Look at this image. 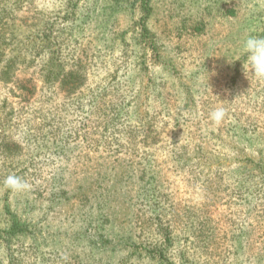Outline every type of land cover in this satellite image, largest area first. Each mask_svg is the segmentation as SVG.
<instances>
[{
  "label": "rangeland",
  "instance_id": "374dc122",
  "mask_svg": "<svg viewBox=\"0 0 264 264\" xmlns=\"http://www.w3.org/2000/svg\"><path fill=\"white\" fill-rule=\"evenodd\" d=\"M55 2L26 0L22 9L15 10L16 23L28 29L34 14L38 21H51ZM153 5L148 25L156 35L158 50L147 49L144 66L119 71L115 80L107 78L118 71V64L108 58L95 60L87 83L103 88L111 81L115 93L127 103L136 100V108H130L139 120L125 128L135 130L134 140H124L127 145L115 150L111 142L115 136L105 135L103 118L86 104L80 109L77 105L65 108L63 93H55L52 103L57 120L46 131L58 141L51 142L54 151L70 154L67 160L64 156L51 160V150L35 151L38 179L28 180L32 179L28 176L29 187L12 191L7 204L25 220L50 225L54 232L56 226L68 229L73 236L84 228L75 211L82 203L47 202L53 176L63 170L66 181L73 184L87 175L93 178L100 170L119 173L118 178L131 170L132 183L126 188L117 185L108 202H97L93 191L89 192L92 201L83 202L86 207H103L102 227L93 225L103 237L91 228L65 254L61 250L52 255L54 260L68 259L71 264H264V173L257 167L260 160L264 162V79L253 75L243 52L249 35L264 36V0H153ZM231 10L237 16L226 15ZM188 14L191 23H180ZM237 63H241L240 74L233 79ZM39 74L36 68L18 72L21 86H28L26 102L16 98L15 93H22L16 80L0 84V100L8 99L17 112L8 134L29 120L39 124L33 118L51 106ZM128 78L133 90L126 87ZM28 80H33L31 85L25 83ZM217 107L227 113L220 124L210 119ZM144 148L154 154L151 161L142 158ZM182 158L191 161L185 165ZM142 171L145 181L154 180L156 189L141 188ZM106 184L111 183L101 185L104 195L112 186ZM158 226L168 228L171 245ZM96 240L100 241L93 247ZM164 247H170L166 260L158 255ZM52 250L44 247L38 264L42 258L46 264L47 252L51 255Z\"/></svg>",
  "mask_w": 264,
  "mask_h": 264
},
{
  "label": "trees",
  "instance_id": "16d2710c",
  "mask_svg": "<svg viewBox=\"0 0 264 264\" xmlns=\"http://www.w3.org/2000/svg\"><path fill=\"white\" fill-rule=\"evenodd\" d=\"M13 1L15 0H0V84H13L16 80L14 84L18 85V91H22L15 93L16 98L26 102L29 100V94L25 92L28 86H21L22 80L17 79L18 72L22 69L36 68L38 73L40 72L42 88L46 92L44 95L49 96L47 101L51 106L47 110L41 109L40 115L33 118L39 119V124L37 122L33 125L32 120H29L28 123L19 126L20 130L8 134L7 130L11 128L17 112L8 99L0 100V202H5L0 206V252L2 253L0 264H38V258L44 256V247L53 249L51 255L47 252L46 264H71V260L68 259L54 260L52 255L57 256L61 250L65 254V251L70 249L69 245L84 240L91 228L95 230L96 236L103 237L99 230V227H102L100 221L103 207H86L83 203L92 201L89 192H95L94 198L97 202H108L111 198L109 194L114 193L113 190L117 189V185L126 188L132 183L129 178L131 170L122 173L119 178V173L109 174L113 171L100 170L93 178L87 175L73 184L66 181L63 170L53 176L52 190L48 192L47 202L61 205H70L72 201L82 203L80 206L77 205L78 211L77 209L75 211L84 228L73 236H69L68 229L62 230L56 226L57 231L54 232L50 230V225L45 227L41 222L34 223L31 218L23 219L17 211L11 209L12 206L7 204L10 202L13 190L4 185V180L10 174L24 181L28 176L32 178L28 180L38 179V161L34 158L44 149L51 150L49 156L51 160L62 156L67 160L70 151H54L53 144L58 141L56 137L55 139L49 137L46 131L47 127L55 126L57 120V111L52 102L53 96L59 91L63 93L65 108L68 105L72 108L77 105V109H80L86 104L92 113L104 119L105 135L115 136L111 141L115 150L127 145L124 140L131 142L134 140L135 130L125 128H130L132 125L130 122L133 120H139L136 111L131 109L136 108V100L127 103L123 96L115 93L113 84L110 85L111 81L110 86L103 88L100 86L92 88L87 86V83L90 80L91 64L95 60L108 58L118 64L116 67L118 71L109 74L107 81L115 80L119 71L128 72L134 65L136 68L145 65L146 50H158L153 37L155 33L148 25L155 7L153 0H56L54 17L51 21L45 23L43 20L38 21V14H34V22L29 26L26 25L28 29H24L22 24H17L15 21V10L22 9L26 0H16L14 3ZM217 5V10L221 12L220 3ZM226 15L237 16V13L231 10ZM189 16L188 14L180 23H191L192 18ZM124 19L127 20L125 25H123ZM197 19L201 18H194ZM240 67L241 63H237L233 79L239 77ZM129 80L128 78L126 87L133 90L134 86ZM32 81L28 80L25 83L31 85ZM185 95L187 97V94ZM122 120L126 122L122 124ZM30 147L34 150L31 151ZM35 151L37 155L34 154ZM140 154L144 161H151L154 157L151 150L145 148ZM190 159L182 158L181 163L188 165ZM261 161L258 162L257 167L259 168L260 165L259 169L264 173V162ZM46 164L47 162L44 163ZM145 175L146 173L142 171L139 176L140 181H143L141 188L156 189L153 185L154 180L149 178L145 181ZM106 181L111 183L106 186H112L111 189H106L104 195L102 192L104 188H101V185H105ZM159 204L157 203L156 207L158 209ZM93 214H96L95 218ZM94 224L99 227L93 226ZM158 227L167 235V242L171 245L173 242L171 237H168L170 234L167 232L168 228ZM66 238H69L67 243L64 242ZM129 239L131 238L127 240ZM99 241L93 242V247H96ZM169 248H159L160 259L166 260ZM148 253L151 254V251ZM39 263H45V259L42 258V262ZM185 264L194 263L189 261Z\"/></svg>",
  "mask_w": 264,
  "mask_h": 264
},
{
  "label": "clouds",
  "instance_id": "9594fccd",
  "mask_svg": "<svg viewBox=\"0 0 264 264\" xmlns=\"http://www.w3.org/2000/svg\"><path fill=\"white\" fill-rule=\"evenodd\" d=\"M243 52L247 54L246 64L250 67L253 75L264 79V36L249 35L243 42ZM226 114L223 107H217L210 113V119L216 124H220L225 119ZM4 185L18 192L29 187L26 181L14 174L5 178Z\"/></svg>",
  "mask_w": 264,
  "mask_h": 264
}]
</instances>
